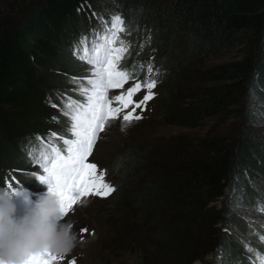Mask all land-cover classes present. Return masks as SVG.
Masks as SVG:
<instances>
[{
  "label": "trees",
  "instance_id": "obj_1",
  "mask_svg": "<svg viewBox=\"0 0 264 264\" xmlns=\"http://www.w3.org/2000/svg\"><path fill=\"white\" fill-rule=\"evenodd\" d=\"M114 14L145 36L132 46L124 68L137 65L140 78L146 73L140 64L151 62L159 69V83L170 88L161 90L158 100L178 124L194 127L215 114L220 123L247 90L264 101V0H28L0 23V187L11 170H22L14 173L21 187L34 188L36 177L26 174L31 165L26 149L38 144L37 136L54 132L44 126L50 121V99L57 105L61 96L81 100L71 78H77L82 63L73 53L81 37L99 28L101 17L110 21ZM236 45L244 46L242 56L202 71L199 79L214 84L197 91L193 66ZM180 75L183 86L176 85ZM185 88L196 97L187 108L179 106L190 94ZM248 101L244 117L254 123L262 106ZM53 113L65 118L59 107ZM151 146L141 143L132 158H118L112 184L117 206L144 213L132 240L144 253L147 244L153 250L148 264H192L217 248L230 250L233 264H253L246 247L234 245L230 235L222 232L211 243L192 228L197 222L215 224L238 199L247 197L256 207L264 203L251 184L256 182L264 195V129L242 125L232 148L219 135L176 144L156 156ZM223 220L237 223L236 216ZM254 250L264 254L263 244Z\"/></svg>",
  "mask_w": 264,
  "mask_h": 264
},
{
  "label": "rangeland",
  "instance_id": "obj_2",
  "mask_svg": "<svg viewBox=\"0 0 264 264\" xmlns=\"http://www.w3.org/2000/svg\"><path fill=\"white\" fill-rule=\"evenodd\" d=\"M28 0H0V23L8 15H13L18 8ZM130 29L129 35H120L131 44L132 46L140 42L145 37L141 34L139 29L133 22H125ZM98 32L101 37L104 34V30L101 28V24L98 28ZM99 43H103V40L97 38ZM248 45H246L247 47ZM243 45L234 46L226 51L224 54L212 59H203L201 62H197V65L193 66V70L197 71V79L194 83H197V91L212 86L214 83L207 80L199 79V74L212 66L224 63L227 61L238 59L242 56V52L245 51ZM243 49V50H242ZM129 58V57H128ZM127 58V59H128ZM140 57L136 58L137 60ZM151 58V57H150ZM125 60L122 61V65ZM81 67L78 68L77 78L82 80L81 83L87 84V78L89 77L88 68L89 65L81 61ZM182 76H178L176 79L177 86H183ZM143 80L144 78H140ZM179 79V80H178ZM132 81L125 87L131 86ZM174 83V82H173ZM79 86V85H78ZM172 85L171 88H173ZM170 88L167 83H158L153 91L156 93L154 99L150 100L145 109L141 111L136 110V114L141 115L143 118L139 121H135L132 126L127 128L126 131H121L120 122L117 121L108 127L106 132L102 133V139H100L94 148V154L89 158L90 162L97 164L98 169L106 170V180L111 185L117 178L113 164L120 157H130L136 152H139L137 147L141 143H151L152 154L156 156L157 153L170 148L174 145L180 144H192L196 143L202 137H208L211 135L222 136L225 143L229 147H234L235 137L244 124H250L257 129H264V101H260L257 96L251 91H246L238 94V101L231 105L228 117L217 123L220 115L215 114L203 118L197 126H186L177 123V117L170 115V113L163 107L162 101L158 100V93ZM188 88V87H187ZM186 89V88H185ZM120 89L110 90L111 93L118 94ZM187 93L179 106L187 108L193 105V101L196 98L192 96V88L185 90ZM184 90L180 92L183 94ZM144 92L141 91L134 97V100L142 99ZM181 96V95H180ZM199 93H197V98ZM82 99V97H80ZM248 100L258 103L262 106V110L257 114V119L254 123L247 122L244 117V111ZM187 105V106H186ZM115 106V105H114ZM54 107L50 110L51 113L47 115L50 121L46 122L44 126L49 130L59 131L63 130L62 134H66L68 127L67 118L53 120V117H57L53 113ZM125 110V111H129ZM165 117H162V116ZM63 120V121H59ZM146 147V146H145ZM137 149V150H136ZM194 152L192 149L187 150V154L191 155ZM162 156V155H161ZM163 158H165L163 156ZM157 159V158H156ZM159 160V159H158ZM39 175H43L42 170L38 165H30L29 171H37ZM37 182L32 190H24L21 186V182L17 185L18 188H22L18 194L13 196V202L16 205V216L22 217L25 214L26 209L30 206L27 196L30 201H36L40 196L44 195L48 191V185L41 182L37 175L34 176ZM33 178V177H32ZM264 182V176H260ZM257 194L262 198V188L254 182L251 183ZM5 186V185H4ZM114 193L107 197H82L81 202L74 205L72 212L67 217L63 218L60 222H71L73 225V231L77 234L78 243L73 251L66 255V260L75 258L77 264H148V261L153 257V250L148 247L145 253L136 245V240H132V236H137V230L144 222L143 211H126L117 206L114 202ZM220 201L215 203L219 208ZM256 206L248 201V198L238 199V202L227 205V210L221 212V217L228 216L233 219L236 216V222L226 224L223 218H220L215 224L208 225L197 222V226L192 228L199 239L210 241L217 240L220 234L224 232L230 236L228 240L234 245H240L243 248L247 246L255 249L257 245L261 244L259 235H264V213L258 212ZM239 223L241 225H239ZM86 228L88 231L82 233L80 230ZM227 229V231H225ZM259 234V235H258ZM233 235V236H232ZM140 238V237H139ZM215 245V244H214ZM264 246V244H263ZM247 254L250 255L252 260L256 261L257 258L253 252H249L245 249ZM231 251L224 249L208 250L201 255V257L195 259L192 264H233ZM251 261V260H250ZM257 264L259 262L257 261Z\"/></svg>",
  "mask_w": 264,
  "mask_h": 264
},
{
  "label": "snow or ice",
  "instance_id": "obj_3",
  "mask_svg": "<svg viewBox=\"0 0 264 264\" xmlns=\"http://www.w3.org/2000/svg\"><path fill=\"white\" fill-rule=\"evenodd\" d=\"M101 22L103 36L94 32L91 48L87 44L88 38L81 37L73 53L78 60L89 65L86 85L75 77L71 78V83L79 85L73 91L82 99L61 96L60 105L52 103L51 99L49 101L52 107H59L61 114L67 118L66 134L50 132L47 137L37 136L38 144L26 149L29 163L38 165L43 175H38V171L26 174L38 175V179L60 197L62 218L73 211L74 205L81 202L82 197H107L116 191L115 186L106 180V170L98 169L97 164L90 162L89 158L94 154L97 142L102 139L101 134L113 123L119 121L121 131H126L135 121L143 118L136 114V110L143 111L147 103L155 98L153 89L160 82L159 69H155L151 62L138 66L140 70L146 69L143 80L139 79L137 65H133L131 70L122 65V61L131 55V44L120 35L130 34L122 16L114 14L110 21H103L101 17ZM97 38L102 39L103 43H99ZM129 81H132L131 86L125 87ZM113 89L121 91L110 94ZM141 91L144 92L142 99L134 100ZM57 119L53 117V120ZM21 171L11 170L4 178V184L14 194L22 190L17 187L20 181L14 175ZM256 210L264 213V203L258 204ZM80 231L84 233L88 230L82 228ZM259 240L264 244V235H259ZM246 248L257 258L253 264H257V261L264 264V254L256 253L247 245ZM24 264H77V261L41 251L30 254Z\"/></svg>",
  "mask_w": 264,
  "mask_h": 264
},
{
  "label": "clouds",
  "instance_id": "obj_4",
  "mask_svg": "<svg viewBox=\"0 0 264 264\" xmlns=\"http://www.w3.org/2000/svg\"><path fill=\"white\" fill-rule=\"evenodd\" d=\"M15 194L0 187V264H24L30 254L49 251L66 256L77 246L78 237L71 222H60V197L49 190L30 206L22 217L16 216Z\"/></svg>",
  "mask_w": 264,
  "mask_h": 264
}]
</instances>
